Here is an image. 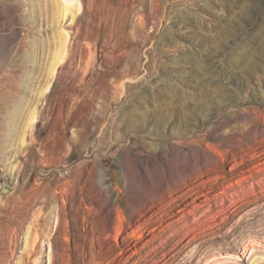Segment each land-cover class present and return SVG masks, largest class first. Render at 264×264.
I'll list each match as a JSON object with an SVG mask.
<instances>
[{"label": "rangeland", "instance_id": "rangeland-1", "mask_svg": "<svg viewBox=\"0 0 264 264\" xmlns=\"http://www.w3.org/2000/svg\"><path fill=\"white\" fill-rule=\"evenodd\" d=\"M70 1L0 0V264H264V0Z\"/></svg>", "mask_w": 264, "mask_h": 264}, {"label": "bare ground", "instance_id": "bare-ground-1", "mask_svg": "<svg viewBox=\"0 0 264 264\" xmlns=\"http://www.w3.org/2000/svg\"><path fill=\"white\" fill-rule=\"evenodd\" d=\"M66 1L69 2V3L72 2V1H70V0H66ZM77 2H78V1H77ZM68 6H69V5H68ZM67 8H68V7H67ZM77 8H78V7H77ZM68 9H70V8H68ZM79 9H80V6H79ZM79 9H78V10H79ZM65 10H66V8H65ZM76 10H77V9H76ZM4 21H5V20H4ZM4 21H2V22H4ZM3 25H4V24H3ZM65 41H66V40H65ZM1 71H2V69H1Z\"/></svg>", "mask_w": 264, "mask_h": 264}]
</instances>
